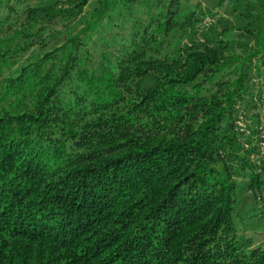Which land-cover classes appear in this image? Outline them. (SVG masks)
<instances>
[{
    "label": "trees",
    "instance_id": "16d2710c",
    "mask_svg": "<svg viewBox=\"0 0 264 264\" xmlns=\"http://www.w3.org/2000/svg\"><path fill=\"white\" fill-rule=\"evenodd\" d=\"M89 1L0 0V264H264L234 225L235 179L263 180L233 132L264 90V0H229L244 57L220 36L160 56L194 28L181 0H96L58 40Z\"/></svg>",
    "mask_w": 264,
    "mask_h": 264
},
{
    "label": "rangeland",
    "instance_id": "374dc122",
    "mask_svg": "<svg viewBox=\"0 0 264 264\" xmlns=\"http://www.w3.org/2000/svg\"><path fill=\"white\" fill-rule=\"evenodd\" d=\"M56 0H25L26 4L30 5H50ZM96 0H90L88 4L84 7L78 20L72 23L69 27H60V36L58 40L61 39V34L67 35L68 33H76L82 28V23L84 20L88 19L91 15L93 8L96 6ZM182 11L177 18L179 22L184 19L185 14L193 12V18L197 19L194 23V28L176 29L172 31L169 36L164 39L160 56L164 53H173L182 48L185 45L191 43L192 40H198L202 44H206L218 38L219 36L227 41L234 43L233 48L228 53L231 56H246L245 46H251L253 40L243 35L242 28L245 25L243 19L244 4L243 3H232L229 0L223 1L219 0H181ZM63 31V32H62ZM109 33V32H108ZM106 32H102L101 37H105ZM110 35L121 33L119 27H115L110 30ZM99 37V36H98ZM94 36V40L98 38ZM100 39V38H99ZM113 41V40H112ZM101 43L100 41H95L94 44H89V50L92 52L93 49H111L110 42ZM257 59H253L250 71L252 75L256 76L258 79L253 80V83H257L258 88L261 87L264 80V66L259 64ZM238 63H233V67L239 66ZM229 66L228 69H231ZM256 69L259 67V74L256 73ZM152 83L151 80L145 78L142 82V86H149ZM255 86V87H257ZM205 89L202 92L205 95H209L216 90L214 84H206ZM262 92H257L254 88L253 100L256 104L255 108L260 106V97ZM249 107V104L247 105ZM252 108L245 109L244 111L249 112ZM254 109V108H253ZM242 174V173H241ZM240 177L235 175V178ZM243 176V175H242ZM235 197L236 202L234 205L235 216L234 225L238 233L250 236L255 244H264V205L257 201L255 198L256 190L252 193L251 190L247 189V179L246 176L243 178L235 179Z\"/></svg>",
    "mask_w": 264,
    "mask_h": 264
},
{
    "label": "built area",
    "instance_id": "2783aa9c",
    "mask_svg": "<svg viewBox=\"0 0 264 264\" xmlns=\"http://www.w3.org/2000/svg\"><path fill=\"white\" fill-rule=\"evenodd\" d=\"M233 132L242 151L247 152V159L262 176L263 184L255 194L256 200L261 202L264 199V92L258 108L236 113Z\"/></svg>",
    "mask_w": 264,
    "mask_h": 264
}]
</instances>
